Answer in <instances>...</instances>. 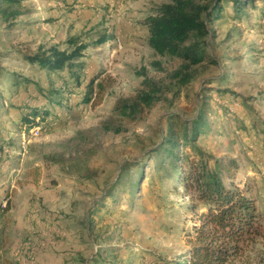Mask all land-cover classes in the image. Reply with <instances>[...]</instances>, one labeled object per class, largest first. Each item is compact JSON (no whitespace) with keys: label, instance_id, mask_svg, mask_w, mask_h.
<instances>
[{"label":"rangeland","instance_id":"1","mask_svg":"<svg viewBox=\"0 0 264 264\" xmlns=\"http://www.w3.org/2000/svg\"><path fill=\"white\" fill-rule=\"evenodd\" d=\"M167 1L20 0L15 19L0 14V264H177L206 208L189 207L166 163L156 165L173 114L203 112L195 146L179 143L180 153L210 167L233 158L224 181L244 189L264 224V0L240 11L221 0L206 58L189 69L148 44L147 19ZM82 43L64 70L30 60ZM176 70L192 76L183 83ZM145 78L163 85L161 98L123 131H105L104 121L119 123L116 100ZM227 264H264V229Z\"/></svg>","mask_w":264,"mask_h":264},{"label":"trees","instance_id":"2","mask_svg":"<svg viewBox=\"0 0 264 264\" xmlns=\"http://www.w3.org/2000/svg\"><path fill=\"white\" fill-rule=\"evenodd\" d=\"M220 1L168 0L162 3L156 15L147 19L149 46L159 55L179 58L181 66L186 69L203 62L206 58L204 39L210 33L207 21L212 13L220 10ZM231 1L238 11L245 3L243 0ZM0 14L6 21L15 19L21 14L20 0H0ZM110 37L111 34L104 35L103 40ZM86 46L82 43L71 50L51 47L48 54L35 55L30 60L42 68L64 70L84 55ZM174 74L179 75L183 83L192 76L179 70ZM93 80L91 78L89 83L92 84ZM103 90H99L98 100ZM162 95L163 85L152 78H145L142 87L134 94L119 97L114 103L113 111L119 123L108 119L103 122L102 128L113 133L123 131V125L147 114ZM206 122L201 111L190 121L183 120L178 114L170 115L162 140L153 149L156 165L166 163V168L174 174L168 175V178L178 179L185 195L189 194L188 206L198 210V206L194 205L198 202L199 206L206 208L204 212L194 213V224L185 237L187 253L177 260V264H227L237 258L242 247L259 237L264 229L253 199L233 181H224L222 172L226 171L227 177H231L237 168L233 158L215 159L213 167H210L205 161L197 162L180 153L179 143L195 146ZM6 209L2 208L0 213ZM0 238L2 240V235Z\"/></svg>","mask_w":264,"mask_h":264}]
</instances>
